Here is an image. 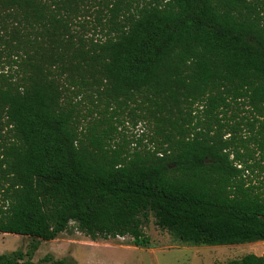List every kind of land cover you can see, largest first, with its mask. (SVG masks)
<instances>
[{"label":"trees","instance_id":"obj_1","mask_svg":"<svg viewBox=\"0 0 264 264\" xmlns=\"http://www.w3.org/2000/svg\"><path fill=\"white\" fill-rule=\"evenodd\" d=\"M150 217L264 241V0H0V233L31 239L0 264L63 233L144 248Z\"/></svg>","mask_w":264,"mask_h":264},{"label":"rangeland","instance_id":"obj_2","mask_svg":"<svg viewBox=\"0 0 264 264\" xmlns=\"http://www.w3.org/2000/svg\"><path fill=\"white\" fill-rule=\"evenodd\" d=\"M128 139L139 135L143 127L126 125ZM149 238L147 247L132 245L129 237L91 241L81 233H63L52 241L39 243L33 254L34 264H213L225 263L246 254L264 256V241L233 246H192L183 244L167 231L159 229L152 217L143 227ZM31 239L0 233V254L25 252Z\"/></svg>","mask_w":264,"mask_h":264}]
</instances>
